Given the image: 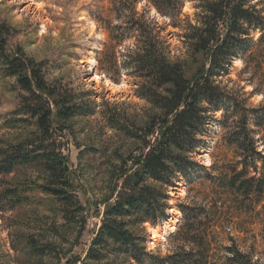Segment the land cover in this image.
I'll return each mask as SVG.
<instances>
[{"label":"trees","instance_id":"1","mask_svg":"<svg viewBox=\"0 0 264 264\" xmlns=\"http://www.w3.org/2000/svg\"><path fill=\"white\" fill-rule=\"evenodd\" d=\"M185 1L108 0L107 8H96L94 20L106 33L97 56L99 71L115 82L122 71L131 76L134 95L148 103L150 111L140 123L125 112L124 121L116 117L108 121L132 145L110 169L112 187L102 200L100 225L79 264H260L234 242L218 245L210 233L211 217L200 205H177L182 218L173 238L182 245L166 254L146 246L144 224L153 227L166 220L168 191L180 180L190 186L206 178L216 192L229 191L240 201H258L264 195V154L255 139L256 130L264 132V104L248 105L244 93L221 84L237 59L264 72V0H187L194 3L192 19L182 12ZM139 2L147 10L138 12ZM149 8L179 29L187 57H172L170 44L161 35L163 27L147 15ZM9 35V27L0 22L1 66L23 94L4 125L24 124L30 130L8 143L0 140V175L39 167L44 174L41 190L62 203L68 226L81 231L85 207L74 194L60 138L74 117L92 113L94 102L83 101L89 91L76 93L50 84L42 61L19 47L7 48ZM219 111L224 140L235 160L213 162L206 169L195 155L204 147L208 124ZM13 189L7 196L20 202ZM28 246L35 255L51 251L49 244L34 240Z\"/></svg>","mask_w":264,"mask_h":264},{"label":"rangeland","instance_id":"2","mask_svg":"<svg viewBox=\"0 0 264 264\" xmlns=\"http://www.w3.org/2000/svg\"><path fill=\"white\" fill-rule=\"evenodd\" d=\"M108 6V0H0V22L10 29L7 48L19 47L34 60L42 61L45 78L50 84L62 85L76 93L89 91L83 101L94 102L92 113L74 117L60 138L65 143L63 153L67 156L74 194L85 207V225L81 231L77 226H68L61 211L62 203L41 190L44 174L39 167H20L9 175H0V264H79L78 259L84 257L100 225L105 208L102 200L112 187L110 169L124 158L132 145L122 133L111 128L108 121L110 117L124 121L125 112L140 123L150 111V105L134 95L131 76L122 71L115 82L99 71L97 56L106 33L99 28L94 15L96 8ZM144 9L143 2L137 3L138 12ZM182 12L192 19L194 3L186 0ZM147 15L163 27L161 35L170 44L172 57H187L178 37L179 29L168 24V18L153 8H149ZM247 65L241 60L234 61L221 84L244 93L248 105L264 104V72L254 71L250 63ZM22 94L15 79L3 72L0 62L2 143L22 138L30 130L24 124L13 128L4 125L18 109ZM222 113L216 112L214 121L208 124L206 143L195 155L196 161L206 169L213 162L221 165L235 160L233 149L224 140L225 130L219 124ZM256 133L257 148L264 154V132L256 130ZM210 172L216 174L217 171ZM183 182L180 180L168 191L167 212L170 215H165L162 224L159 222L163 227V239L152 238L149 225L144 224L147 249L166 254L182 245L183 242L173 238L182 216L170 210L178 209V204L200 205L211 217L210 233L218 245L234 242L240 251L251 253L264 264V195L258 201H240L229 191L216 192L218 190L206 178L190 186ZM13 188L17 189L20 202L7 196ZM32 240L49 244L51 251L33 254L28 246ZM121 261L117 259V263Z\"/></svg>","mask_w":264,"mask_h":264},{"label":"bare ground","instance_id":"3","mask_svg":"<svg viewBox=\"0 0 264 264\" xmlns=\"http://www.w3.org/2000/svg\"><path fill=\"white\" fill-rule=\"evenodd\" d=\"M235 62H240V60L239 59H237ZM170 211H172V213L173 212H176L177 213V215L178 214H181L180 213V211L178 210V209H176V208H172ZM168 215H170V212H168ZM178 217H179V215H178ZM165 226V225H164ZM148 228L150 229V233H151V235H152V238H154V239H157L158 237H161L162 239H163V234H162V229H163V227H162V225H156V226H148Z\"/></svg>","mask_w":264,"mask_h":264},{"label":"water","instance_id":"4","mask_svg":"<svg viewBox=\"0 0 264 264\" xmlns=\"http://www.w3.org/2000/svg\"><path fill=\"white\" fill-rule=\"evenodd\" d=\"M68 168V166L67 165H65V169H67Z\"/></svg>","mask_w":264,"mask_h":264}]
</instances>
